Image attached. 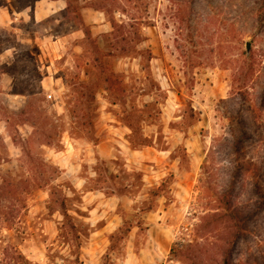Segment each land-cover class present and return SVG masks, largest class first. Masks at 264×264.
<instances>
[{"label":"rangeland","instance_id":"rangeland-1","mask_svg":"<svg viewBox=\"0 0 264 264\" xmlns=\"http://www.w3.org/2000/svg\"><path fill=\"white\" fill-rule=\"evenodd\" d=\"M34 1L0 0V264H264V0Z\"/></svg>","mask_w":264,"mask_h":264},{"label":"crops","instance_id":"crops-1","mask_svg":"<svg viewBox=\"0 0 264 264\" xmlns=\"http://www.w3.org/2000/svg\"><path fill=\"white\" fill-rule=\"evenodd\" d=\"M43 1H45L46 3H43ZM43 6L49 7L51 13L56 12V11H63L67 8V0H35L33 4L31 5L32 14L34 16V19H41L42 17L41 13L44 10ZM86 10L88 9L85 8L83 10L84 13L82 14L89 15L88 13L85 12ZM0 14L1 15L3 14V11L1 10V8H0ZM84 20L86 21L85 17H84Z\"/></svg>","mask_w":264,"mask_h":264},{"label":"trees","instance_id":"trees-1","mask_svg":"<svg viewBox=\"0 0 264 264\" xmlns=\"http://www.w3.org/2000/svg\"><path fill=\"white\" fill-rule=\"evenodd\" d=\"M69 7H71V0H67V8H69ZM75 8V10L73 11L74 13H75V15L77 16V18H81V16H80V13H78L77 12V8L76 7H74ZM82 19V18H81ZM95 60H97L96 58H95ZM100 68V75L101 74H103L104 75V69H102V67H99ZM113 76V77H112ZM114 76H116V77H118V75H113V73L112 72H110V73H108V74H106L104 77H103V79H104V82L105 83H108L110 86L112 85V80H113V78H114ZM108 88H110V87H108ZM117 90H120V89H117ZM92 101H94V98H93V96H92ZM33 139H31V140H27L28 141V143H32L31 141H32Z\"/></svg>","mask_w":264,"mask_h":264},{"label":"water","instance_id":"water-1","mask_svg":"<svg viewBox=\"0 0 264 264\" xmlns=\"http://www.w3.org/2000/svg\"><path fill=\"white\" fill-rule=\"evenodd\" d=\"M245 47L248 50L249 49V43H246Z\"/></svg>","mask_w":264,"mask_h":264}]
</instances>
